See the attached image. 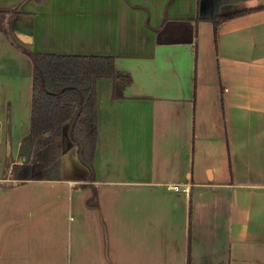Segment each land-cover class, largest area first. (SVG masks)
<instances>
[{
	"label": "crops",
	"instance_id": "obj_1",
	"mask_svg": "<svg viewBox=\"0 0 264 264\" xmlns=\"http://www.w3.org/2000/svg\"><path fill=\"white\" fill-rule=\"evenodd\" d=\"M0 31V264H264V0H0ZM25 51L114 58L93 179L66 127L59 179L12 178Z\"/></svg>",
	"mask_w": 264,
	"mask_h": 264
},
{
	"label": "trees",
	"instance_id": "obj_2",
	"mask_svg": "<svg viewBox=\"0 0 264 264\" xmlns=\"http://www.w3.org/2000/svg\"><path fill=\"white\" fill-rule=\"evenodd\" d=\"M230 16L215 19L214 24ZM25 53L33 63L30 133L21 143L22 163L12 167V178L59 179L61 138L66 127L93 179L90 156L96 140L95 82L119 77L115 74L114 58Z\"/></svg>",
	"mask_w": 264,
	"mask_h": 264
},
{
	"label": "rangeland",
	"instance_id": "obj_3",
	"mask_svg": "<svg viewBox=\"0 0 264 264\" xmlns=\"http://www.w3.org/2000/svg\"><path fill=\"white\" fill-rule=\"evenodd\" d=\"M12 17H13L12 19H14L16 16H12ZM12 19H10V21H12ZM18 19H19V17H17V19H15V26L13 28V32H11V35H12V37L14 39V42H18L20 45H22L24 47L25 45H23L21 42H19V38L22 37L23 35L26 36L29 33V22L26 23V20H24L22 22V20H18ZM0 39H6V35L4 34L3 31L2 32L0 31ZM20 39H22V38H20ZM7 42L3 45V48L4 47H7V48L10 47L13 50H15L14 46H12V44H9ZM26 47L27 46H25V48ZM15 51H17V50H15ZM21 55H23L24 59L21 58L20 60L19 59L18 60L17 59H14V60L10 59L9 60L8 57H4L5 59H7L5 64H7V67H10V69L15 67V68L21 70V68H22L23 70L28 72V74L30 72L31 73V77H32V74H33L32 60L25 53H23Z\"/></svg>",
	"mask_w": 264,
	"mask_h": 264
},
{
	"label": "built area",
	"instance_id": "obj_4",
	"mask_svg": "<svg viewBox=\"0 0 264 264\" xmlns=\"http://www.w3.org/2000/svg\"><path fill=\"white\" fill-rule=\"evenodd\" d=\"M173 189H175V190H178V187H177V186H175V187H173ZM183 190H185V189H183Z\"/></svg>",
	"mask_w": 264,
	"mask_h": 264
}]
</instances>
